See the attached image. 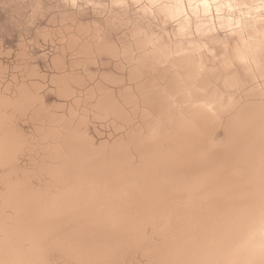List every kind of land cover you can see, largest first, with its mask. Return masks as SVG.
I'll return each instance as SVG.
<instances>
[{
	"label": "bare ground",
	"instance_id": "obj_1",
	"mask_svg": "<svg viewBox=\"0 0 264 264\" xmlns=\"http://www.w3.org/2000/svg\"><path fill=\"white\" fill-rule=\"evenodd\" d=\"M163 1L149 4L176 19L217 0ZM254 26L222 65L264 86L259 12ZM61 35L50 83L62 114L44 108L36 79L0 87V264H264V101L215 98L197 48L148 50L127 77L87 80L79 68L120 47L81 23ZM26 117L30 133L18 124ZM91 120L117 137L96 145ZM24 152L29 166L18 163Z\"/></svg>",
	"mask_w": 264,
	"mask_h": 264
},
{
	"label": "rangeland",
	"instance_id": "obj_2",
	"mask_svg": "<svg viewBox=\"0 0 264 264\" xmlns=\"http://www.w3.org/2000/svg\"><path fill=\"white\" fill-rule=\"evenodd\" d=\"M182 1L188 5V0ZM149 3V0L121 3L114 0H0L1 89L8 88L12 93L17 83L36 79L43 84L40 94L44 108L62 114L58 106L66 101L50 83V78L59 72L54 57L64 46L61 31L64 32L66 26L81 23L90 26L101 43L112 42L120 47L118 57L100 55L94 63L79 68V73L87 80L95 77V80L106 82L127 77L129 61L140 60L148 50L160 49L167 57L174 50L197 48L200 62L208 69L206 77L215 98L226 102L232 96L241 107L247 108L264 101V86L258 85L257 79L250 81L240 65H235L228 73L222 65L226 49L231 50L236 42L255 34V17L258 12L264 17V0H230L229 3L217 0L208 13L195 14L188 7L176 19L166 16L159 3L153 7ZM258 29L264 31V27ZM63 59L68 69L71 56L67 53ZM262 59L264 61V50ZM25 66L33 68L36 76L28 77ZM227 75L238 86L227 88L224 83ZM93 83L89 81V85ZM122 87L115 86L117 90ZM18 124L26 133L34 128L33 121L27 117L20 118ZM85 131L96 145L118 135L111 123L96 120H91ZM215 137L220 143L225 140L223 128ZM24 153L20 154L22 157L19 155L18 163L29 166L32 154Z\"/></svg>",
	"mask_w": 264,
	"mask_h": 264
}]
</instances>
